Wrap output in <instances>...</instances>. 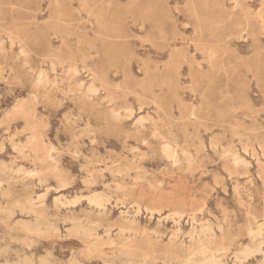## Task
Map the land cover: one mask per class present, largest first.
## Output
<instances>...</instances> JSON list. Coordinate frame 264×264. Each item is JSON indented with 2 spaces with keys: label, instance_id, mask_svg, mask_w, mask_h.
Here are the masks:
<instances>
[{
  "label": "rangeland",
  "instance_id": "rangeland-1",
  "mask_svg": "<svg viewBox=\"0 0 264 264\" xmlns=\"http://www.w3.org/2000/svg\"><path fill=\"white\" fill-rule=\"evenodd\" d=\"M0 264H264V0H0Z\"/></svg>",
  "mask_w": 264,
  "mask_h": 264
},
{
  "label": "bare ground",
  "instance_id": "bare-ground-1",
  "mask_svg": "<svg viewBox=\"0 0 264 264\" xmlns=\"http://www.w3.org/2000/svg\"><path fill=\"white\" fill-rule=\"evenodd\" d=\"M96 92V91H95ZM96 195V194H95ZM79 198V197H78ZM80 202V201H79ZM96 203V202H95ZM97 204V203H96ZM102 204V203H101ZM169 210V209H168ZM178 217V216H177ZM249 248V247H248ZM256 251V250H255ZM245 252V249H244ZM246 252H251L250 249H247ZM263 253V252H262ZM248 254V253H247ZM210 260V259H209ZM43 262V261H42ZM211 262V261H210ZM203 263V262H202ZM215 263V262H214Z\"/></svg>",
  "mask_w": 264,
  "mask_h": 264
}]
</instances>
